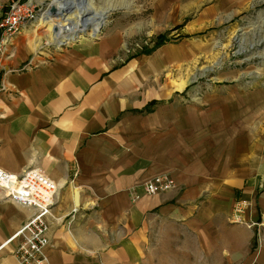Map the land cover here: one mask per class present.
Instances as JSON below:
<instances>
[{"label":"crops","instance_id":"obj_1","mask_svg":"<svg viewBox=\"0 0 264 264\" xmlns=\"http://www.w3.org/2000/svg\"><path fill=\"white\" fill-rule=\"evenodd\" d=\"M30 33L15 35L0 62V168H37L54 182L49 264H264V149L255 136L250 166L236 159L227 168L226 140L179 129L162 114L173 106L137 112L136 76L114 69L119 36L78 41L21 69L34 51ZM162 173L176 186L146 194L143 182ZM236 199L249 203L244 222L231 219ZM31 214L0 192V264H19L20 238H10Z\"/></svg>","mask_w":264,"mask_h":264},{"label":"rangeland","instance_id":"obj_2","mask_svg":"<svg viewBox=\"0 0 264 264\" xmlns=\"http://www.w3.org/2000/svg\"><path fill=\"white\" fill-rule=\"evenodd\" d=\"M13 1L0 5L6 8ZM27 1L39 10L27 27L34 43L30 66L39 56L51 59L78 41L119 36L114 69L130 68L136 76L131 94L132 103L141 106L138 113L157 105L173 106L162 114L177 117L179 129L210 136L212 144L226 140L227 168L234 169L230 165L236 159L250 166L251 144H246L250 136L264 149V0H92L95 11H106L98 34L88 28L59 45L51 40L48 24L40 20L52 0H19ZM9 56L6 48L1 61ZM245 104H252L257 113L242 112L239 105ZM55 198L56 192L54 216ZM53 218L46 217L48 224L57 221Z\"/></svg>","mask_w":264,"mask_h":264},{"label":"built area","instance_id":"obj_3","mask_svg":"<svg viewBox=\"0 0 264 264\" xmlns=\"http://www.w3.org/2000/svg\"><path fill=\"white\" fill-rule=\"evenodd\" d=\"M39 10L31 1H13L6 8L0 5V61L8 44L15 35L22 32L36 20ZM32 59L21 67L30 66ZM148 195H155L172 190L176 186L174 178L166 173L158 174L145 180L142 184ZM0 189L9 200L33 209L30 218L11 236L20 238L14 254L19 264H49L44 252L50 244L48 232L51 225L46 217L58 219L51 212L53 196L56 192L54 182L42 171L28 169L21 176L0 168ZM248 203L237 201L232 208V218L240 220V215Z\"/></svg>","mask_w":264,"mask_h":264},{"label":"bare ground","instance_id":"obj_4","mask_svg":"<svg viewBox=\"0 0 264 264\" xmlns=\"http://www.w3.org/2000/svg\"><path fill=\"white\" fill-rule=\"evenodd\" d=\"M51 4L55 12L49 7L40 14V20L48 24L50 38L57 45L76 39L88 28L97 35L105 21L106 11H95L92 0H52Z\"/></svg>","mask_w":264,"mask_h":264},{"label":"water","instance_id":"obj_5","mask_svg":"<svg viewBox=\"0 0 264 264\" xmlns=\"http://www.w3.org/2000/svg\"><path fill=\"white\" fill-rule=\"evenodd\" d=\"M50 7H51V9H52V12H55V11H54V7L52 6V4H51V6H50Z\"/></svg>","mask_w":264,"mask_h":264}]
</instances>
